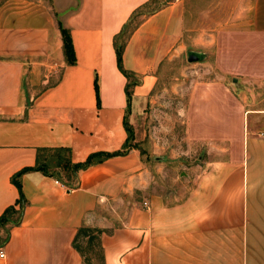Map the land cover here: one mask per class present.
<instances>
[{
  "label": "crops",
  "instance_id": "0c3cea01",
  "mask_svg": "<svg viewBox=\"0 0 264 264\" xmlns=\"http://www.w3.org/2000/svg\"><path fill=\"white\" fill-rule=\"evenodd\" d=\"M147 1L0 2V216L16 206L11 178L36 164L37 148H68L73 162L122 148L127 114L154 85L160 63L184 48L181 0L139 16L122 52L136 80L127 97L132 80L117 65L114 38ZM250 9L251 29L264 34V0ZM58 22L70 32L74 64L65 62ZM250 112L236 151L181 171L171 201L151 191L135 148L81 169L70 189L41 170L24 172L21 221L5 241L0 230V264H81L72 246L81 225L107 230L103 264H264V106ZM135 190L147 206L130 207L113 226L111 209L126 206L121 197Z\"/></svg>",
  "mask_w": 264,
  "mask_h": 264
},
{
  "label": "rangeland",
  "instance_id": "374dc122",
  "mask_svg": "<svg viewBox=\"0 0 264 264\" xmlns=\"http://www.w3.org/2000/svg\"><path fill=\"white\" fill-rule=\"evenodd\" d=\"M181 1L184 48L160 63L154 85L126 116L127 146L148 165L151 191L167 193L170 201L180 172L236 151L250 111L264 106V34L251 29L254 0ZM190 52L198 59L189 61ZM59 72L55 68L45 82ZM121 199L126 206L118 201L111 209L113 226L130 207L147 206L139 190Z\"/></svg>",
  "mask_w": 264,
  "mask_h": 264
},
{
  "label": "trees",
  "instance_id": "16d2710c",
  "mask_svg": "<svg viewBox=\"0 0 264 264\" xmlns=\"http://www.w3.org/2000/svg\"><path fill=\"white\" fill-rule=\"evenodd\" d=\"M160 0H148L141 5L132 14L130 20L124 25L120 33L114 38V47L117 56V65L119 69L130 78L132 81L126 85V95L128 98L132 94V86L136 83L134 78H131L132 73L123 68L122 65V52L127 38L132 30L138 25V17L141 15H149L158 9V3ZM60 27L62 37V49L67 64H74L75 54L72 46V40L68 29ZM128 136L126 142L121 149L115 151H97L88 155V157L81 162H73L71 159L70 149L65 147H39L37 148L36 164L33 167H25L16 172L11 180L20 191V196L16 200L15 205L7 207L0 216V230L5 234L1 237L2 241L7 239L9 229L18 224L21 221L23 206L25 203L24 197L21 192L20 176L30 170H41L46 174H50L59 180L61 183L68 187H74L76 185L77 173L81 169L99 163L109 157L125 154L129 149L128 139L132 138V131L126 126ZM107 231L104 228L91 227L87 225H81L77 228L74 237L72 239V246L79 252L82 257L81 264H103L104 255L103 249L100 243V237L103 232Z\"/></svg>",
  "mask_w": 264,
  "mask_h": 264
},
{
  "label": "water",
  "instance_id": "95a60500",
  "mask_svg": "<svg viewBox=\"0 0 264 264\" xmlns=\"http://www.w3.org/2000/svg\"><path fill=\"white\" fill-rule=\"evenodd\" d=\"M170 0H164V1H162L161 2V6L162 5H166L167 4V2H169ZM189 61H194V60H197L198 59V56L197 55H195L194 53H189L188 54V58H187Z\"/></svg>",
  "mask_w": 264,
  "mask_h": 264
},
{
  "label": "built area",
  "instance_id": "2783aa9c",
  "mask_svg": "<svg viewBox=\"0 0 264 264\" xmlns=\"http://www.w3.org/2000/svg\"><path fill=\"white\" fill-rule=\"evenodd\" d=\"M56 181L60 182L59 180H56ZM67 188L70 189V187H68V186H67ZM0 256H3V251H0Z\"/></svg>",
  "mask_w": 264,
  "mask_h": 264
}]
</instances>
